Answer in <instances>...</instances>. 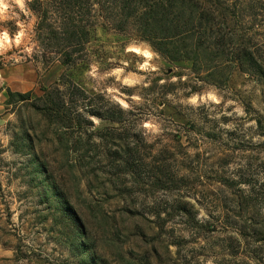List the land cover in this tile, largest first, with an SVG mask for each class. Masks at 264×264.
Masks as SVG:
<instances>
[{"label": "rangeland", "instance_id": "374dc122", "mask_svg": "<svg viewBox=\"0 0 264 264\" xmlns=\"http://www.w3.org/2000/svg\"><path fill=\"white\" fill-rule=\"evenodd\" d=\"M195 1L264 66V0ZM28 2L0 0V264H264V84L230 53L164 57L116 7L62 65ZM51 88L70 121L44 115Z\"/></svg>", "mask_w": 264, "mask_h": 264}, {"label": "trees", "instance_id": "16d2710c", "mask_svg": "<svg viewBox=\"0 0 264 264\" xmlns=\"http://www.w3.org/2000/svg\"><path fill=\"white\" fill-rule=\"evenodd\" d=\"M206 1L217 3L219 0ZM258 2L259 0H248L246 4L251 9V3L255 8ZM99 7L111 10L116 7L118 13L111 16L115 21L114 25L123 26L132 21L138 35L170 60L186 59L193 64L200 62L204 65L216 56L230 53L227 62H235L242 72L251 74L264 84L263 59L261 55L247 49L245 43L252 47L250 40L238 42L241 50L237 53L222 51L232 40L220 33L216 37L212 36L214 30L211 25H216L212 21V12L203 11L195 0H29L28 8L37 18L34 28L37 42L56 51L62 65L74 64L88 41L93 27L91 18L96 15ZM208 36L213 39H207ZM210 47L218 48L219 52L199 55V52ZM68 81L60 83L73 88V94L80 91L77 85ZM58 92L57 88L43 90L40 96L42 110L52 121L68 122L71 117ZM121 113L122 110L115 107V110L105 108L102 112H95V115L100 119L119 123Z\"/></svg>", "mask_w": 264, "mask_h": 264}, {"label": "clouds", "instance_id": "9594fccd", "mask_svg": "<svg viewBox=\"0 0 264 264\" xmlns=\"http://www.w3.org/2000/svg\"><path fill=\"white\" fill-rule=\"evenodd\" d=\"M18 3H22V0H17Z\"/></svg>", "mask_w": 264, "mask_h": 264}, {"label": "crops", "instance_id": "0c3cea01", "mask_svg": "<svg viewBox=\"0 0 264 264\" xmlns=\"http://www.w3.org/2000/svg\"><path fill=\"white\" fill-rule=\"evenodd\" d=\"M0 83H1V79H0Z\"/></svg>", "mask_w": 264, "mask_h": 264}]
</instances>
